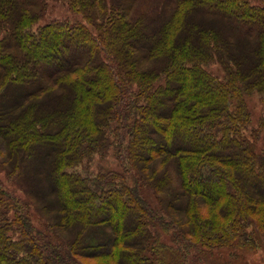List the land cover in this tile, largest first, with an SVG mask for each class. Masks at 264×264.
Returning <instances> with one entry per match:
<instances>
[{
  "label": "trees",
  "instance_id": "16d2710c",
  "mask_svg": "<svg viewBox=\"0 0 264 264\" xmlns=\"http://www.w3.org/2000/svg\"><path fill=\"white\" fill-rule=\"evenodd\" d=\"M51 2L82 21L40 24ZM263 237L264 0H0V264H207Z\"/></svg>",
  "mask_w": 264,
  "mask_h": 264
},
{
  "label": "rangeland",
  "instance_id": "374dc122",
  "mask_svg": "<svg viewBox=\"0 0 264 264\" xmlns=\"http://www.w3.org/2000/svg\"><path fill=\"white\" fill-rule=\"evenodd\" d=\"M63 19H66L71 23L82 21L81 17L73 15L62 3L51 2L49 10L40 24L47 23L51 20ZM212 69L216 72L218 67L216 66ZM249 104L254 113V120L256 121L261 114L263 106L261 99L259 96L255 95L249 100ZM117 165V162L112 157H108L107 159L97 157L92 161L88 169L90 173L95 175L101 170L109 168L117 169ZM207 264H264V239L262 247L256 250L229 249L215 252L213 255L209 256Z\"/></svg>",
  "mask_w": 264,
  "mask_h": 264
}]
</instances>
